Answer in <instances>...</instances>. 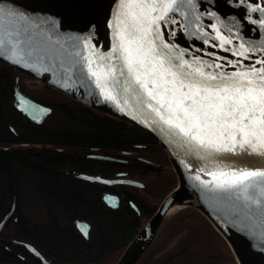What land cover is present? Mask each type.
<instances>
[{
    "label": "water",
    "instance_id": "obj_1",
    "mask_svg": "<svg viewBox=\"0 0 264 264\" xmlns=\"http://www.w3.org/2000/svg\"><path fill=\"white\" fill-rule=\"evenodd\" d=\"M257 6L264 7V0H177L175 9L158 23L163 40L176 49L184 50L185 59L199 57L211 63L214 57L207 54L215 53L222 58L216 62L223 67L213 71L231 73L235 69L228 66L223 58L233 61L240 58L233 56L232 51L220 48V40L216 37L220 34L231 39L232 44L224 47L233 51L240 44L252 49V60H245V65L256 58H264V26L258 22V18L264 17V12L251 11ZM0 8L4 9L0 18V40L4 41L0 47V64L37 81L38 85L144 132L162 148L177 175L175 189L163 199L116 264H136L156 239L166 219L187 207L198 210L212 223L230 246L238 264H264V197H259L261 203L255 204L246 201L239 193L212 191L202 183L211 180L208 173L218 167L225 170H229L225 166L264 170V156L247 152L197 151L195 145L190 146L184 138L171 132L145 103L138 102L140 98L135 92H124L120 85H116L114 94L119 93L120 105L105 99L95 77L88 71L85 57L101 66L109 63L100 61L99 56H107L118 43L115 21L121 11V0H0ZM118 55L111 60L115 66L121 64ZM14 106L36 125H42L53 113L51 107L33 100L20 89L14 95ZM127 175L120 173L114 179H107L78 174L76 178L108 187L127 185L146 189L145 183L128 179ZM249 195L258 196V192L249 190ZM127 200L141 216L137 205ZM103 202L111 209H117L121 198L106 193ZM173 205L179 208L169 214ZM15 210L14 202L12 211L0 223V234ZM82 226L87 228L86 235ZM91 227L86 221L76 224L87 240ZM136 242V247L131 249ZM22 244L43 264H52L33 245Z\"/></svg>",
    "mask_w": 264,
    "mask_h": 264
},
{
    "label": "trees",
    "instance_id": "obj_2",
    "mask_svg": "<svg viewBox=\"0 0 264 264\" xmlns=\"http://www.w3.org/2000/svg\"><path fill=\"white\" fill-rule=\"evenodd\" d=\"M30 81L34 80L0 64V223L11 211L15 192L19 218L14 223L11 217L0 234V264H18L15 252L5 247L12 249L13 239L31 242L54 264H116L165 197L152 204L136 188L98 186L76 179L68 172L75 168L81 172L102 169L109 175L118 168L142 176L153 172L163 182L166 176L174 181L173 189L178 184L177 175L172 167L165 172L143 162L125 166L89 157L91 149L114 156L134 150L137 145L152 144L151 148H138V151L145 157L167 158L162 148L137 128L53 89L38 88ZM17 86L34 100L54 109L42 125L31 123L15 109ZM3 146L12 147L4 149ZM105 193L129 197L140 209L141 216L124 200L119 208L111 209L103 202ZM79 221L92 225L89 240L78 232ZM214 236L224 244L233 264H238L230 246L212 223L190 207L168 217L151 246L161 241L165 248L172 246L174 256L205 263L210 259L207 251L216 244ZM144 258L147 262L148 257ZM31 264L40 262L32 259Z\"/></svg>",
    "mask_w": 264,
    "mask_h": 264
},
{
    "label": "snow or ice",
    "instance_id": "obj_3",
    "mask_svg": "<svg viewBox=\"0 0 264 264\" xmlns=\"http://www.w3.org/2000/svg\"><path fill=\"white\" fill-rule=\"evenodd\" d=\"M176 3L177 0H121L115 21L118 43L107 56H99L100 61L109 63L101 66L85 57L88 71L105 99L120 105L119 93L114 94L116 85L124 92H135L138 102L145 103L171 132L190 146L195 145L197 151L264 156V58L245 65V60H252V49L244 44L235 51L225 48L232 40L218 34L219 47L240 58H223L235 71H213L223 67L216 62L222 58L215 53L207 54L214 57L211 63L199 57L185 59L184 50L163 40L158 23L175 9ZM251 11L264 12V7H252ZM155 12L160 14L153 15ZM3 14L0 8V18ZM258 22L264 26V17ZM3 44L0 40V47ZM117 53L119 66L111 63ZM225 167L229 170L218 167L209 172L212 179L202 181L204 186L212 191L236 192L246 201L260 204L264 170ZM249 190L258 192V196L249 195ZM82 231L87 234L86 226Z\"/></svg>",
    "mask_w": 264,
    "mask_h": 264
},
{
    "label": "flooded vegetation",
    "instance_id": "obj_4",
    "mask_svg": "<svg viewBox=\"0 0 264 264\" xmlns=\"http://www.w3.org/2000/svg\"><path fill=\"white\" fill-rule=\"evenodd\" d=\"M17 79H18V82L16 80V83H17V85H19L20 78L18 77ZM30 83L33 84L36 87H39V88L41 87V86H38V83L35 80L34 81H30ZM17 89H20L22 91V89L19 86H17L16 90ZM15 93H16V91H15ZM23 93L26 94L25 92H23ZM53 112H54V109H53ZM152 146H153L152 144L143 145V146L137 145L136 146L137 149L135 148L134 150H131L129 152H122V153H119V154L114 155V156L106 155L104 152H102L99 149H91L89 151V152H91L89 154V157H92V158H94L96 160L110 161V162L118 163V164L125 165V166L129 165L130 162H143L146 165H150L153 168L164 169L165 172L168 171V169L171 167V164L168 163L166 157L163 158L160 155L159 156L148 155V156L145 157V156H143V154L140 151H138V148L148 149V148H151ZM11 147L12 146H3L4 149H9ZM13 147H15V146H13ZM102 157H108V158H111V160L110 159L109 160L108 159H103ZM152 163L159 164V166L153 165ZM72 170L76 171V173H72L75 176V178H76V175H78V174H87V175H91V176H102V177L107 178V179H114L117 174L127 173L128 174L127 175L128 179L139 181L140 177L153 178L155 176L153 172H149V174H147L145 176L137 175L135 173V171H130L129 169H126V168H118V169H116L114 171V173L112 175H109V174L105 173L102 169H95V170L89 171V172H81L77 168L72 169ZM72 170H70V171H72ZM89 183H91V182H89ZM91 184H96L98 186H106V185H103V184H100V183H91ZM115 186L133 188V187H129L127 185H115ZM120 198H121V202H122V200L128 201L127 199H129V197L124 196V195L122 197H120ZM14 202L16 203V208H17L16 192L13 195V199H12V203H11V211H12ZM120 205H121V203H120ZM10 212H8L3 217L2 221L7 217V215ZM16 214L17 213H16V210H15V213L12 216L14 223H18V219H19ZM206 225L208 226V224H206ZM208 228H209V226H208ZM91 229H92V227H91ZM209 230H210V228H209ZM90 233H91V230H90ZM186 233L188 234V232H186ZM80 235L83 237V235L81 233H80ZM214 238H216V237L214 236ZM215 241H216V244L214 245V247L207 251V252H209L210 259L208 260V262H205V263L202 262L200 259L199 260L184 261L183 256H180V257L174 256L176 254L172 252V251H174V249L172 248L171 245L169 247L165 248L164 245H163L164 242L161 243V241L156 242L155 244H153L151 246V248L147 251V253H145L141 257V259H140L141 261L139 260L140 262H137V263H139V264H233V261H232L231 257L228 255V252L225 251L226 247L224 246V244L220 241V239L218 237L216 238ZM22 243H31V242H29V241H27L25 239H15V240L13 239L11 241V244L13 246L12 249H9L8 245L5 246L6 249H8L10 252H15L16 258L18 260L17 263L18 264H22V263H26L27 261H30L29 264H31L32 259H36V260H38L40 262V264H43L42 261L40 259H38L37 257H35L32 253H30V251ZM144 256L148 257L147 258V262L144 261L145 260ZM9 264H11V263H9ZM52 264H54V263L52 262Z\"/></svg>",
    "mask_w": 264,
    "mask_h": 264
},
{
    "label": "rangeland",
    "instance_id": "obj_5",
    "mask_svg": "<svg viewBox=\"0 0 264 264\" xmlns=\"http://www.w3.org/2000/svg\"><path fill=\"white\" fill-rule=\"evenodd\" d=\"M40 90L42 89H38L36 91H40ZM41 98L45 100L43 96H41ZM49 98L54 99L55 96L49 95ZM166 178H168L170 181L169 180H168L169 182L166 181L165 180ZM166 178H164V182H163V179L160 178L157 179L155 176L153 178L140 177L139 181L145 183L147 186L146 189H138L136 190V192L141 197L145 198L148 202L152 204H156L158 203L159 200L166 197L173 190V186H175L174 181H172L168 176H166Z\"/></svg>",
    "mask_w": 264,
    "mask_h": 264
},
{
    "label": "bare ground",
    "instance_id": "obj_6",
    "mask_svg": "<svg viewBox=\"0 0 264 264\" xmlns=\"http://www.w3.org/2000/svg\"><path fill=\"white\" fill-rule=\"evenodd\" d=\"M177 208H179V206H177V205H173L172 207H171V209L169 210V214L170 213H172L175 209H177ZM79 222H81V221H79ZM87 222V221H86ZM89 223V222H88ZM92 226V225H91ZM89 238H90V235H89ZM87 240V239H86ZM89 240V239H88ZM31 244V243H30ZM138 243L136 242V243H133L132 244V246H131V249H134L135 247H136V245H137ZM31 245H33V244H31ZM34 246V245H33ZM35 247V246H34ZM36 248V247H35ZM36 249H38V248H36ZM39 250V249H38ZM40 251V250H39ZM41 252V251H40ZM42 255H43V253H41ZM44 256V255H43ZM45 257V256H44ZM46 258V257H45ZM121 258V257H120ZM119 258V259H120ZM47 260H51V259H48V258H46ZM52 261V260H51ZM119 261V260H118ZM117 261V262H118Z\"/></svg>",
    "mask_w": 264,
    "mask_h": 264
}]
</instances>
